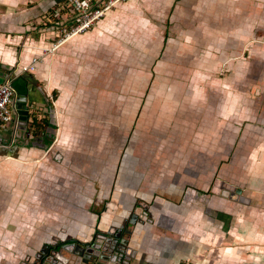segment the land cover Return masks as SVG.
<instances>
[{
  "label": "crops",
  "instance_id": "1",
  "mask_svg": "<svg viewBox=\"0 0 264 264\" xmlns=\"http://www.w3.org/2000/svg\"><path fill=\"white\" fill-rule=\"evenodd\" d=\"M61 1L0 0V82L16 71L12 122L0 130V264H34L44 244L85 242L94 229L112 232L134 202L154 204L149 207L151 222L137 214L123 257L111 255L100 264H264V210L236 208L224 217L225 198L216 201L223 208L215 211L210 204L214 197L203 195L218 194L223 185L224 192H229L226 187L240 192L236 201L227 202L264 199V144L258 145L255 133H241L246 111L237 109L242 98L251 100L247 94L256 86L240 85L238 60L253 46L246 41L250 23L234 18V34L226 39L184 31L180 40L163 42L158 27L166 11L175 8L173 20L178 7L194 8L187 6L193 0H125L92 30L40 57L30 72L19 73L49 46V28L39 21ZM223 1V10L234 14L243 0ZM132 53L142 60L140 75L145 74V59L155 69L175 73L177 67L166 66L167 59H190L197 61L188 74L203 80L187 82L183 89L172 82L167 89L165 84L154 86L148 99L144 83H137L136 93L144 99H136V146L119 152L106 135L97 142V120L101 113L99 125L111 128L106 115L109 111L112 118L114 102L120 103L122 114L128 107L134 85L121 80L115 86L120 96H114L112 75L117 71L128 77ZM222 65L227 83L206 82ZM174 134L184 140L172 148L167 141ZM238 137L245 145L237 144L242 153L236 161ZM186 138L196 143L190 145ZM194 154L199 157L193 159ZM38 155L55 162L29 161ZM98 155L104 160L110 155V161L97 168ZM200 161L204 168L198 167ZM35 170L58 193L53 206L44 207L33 194L41 186ZM196 202H203V209ZM98 205L104 207L100 213Z\"/></svg>",
  "mask_w": 264,
  "mask_h": 264
},
{
  "label": "rangeland",
  "instance_id": "2",
  "mask_svg": "<svg viewBox=\"0 0 264 264\" xmlns=\"http://www.w3.org/2000/svg\"><path fill=\"white\" fill-rule=\"evenodd\" d=\"M125 0L117 3L121 4ZM179 1V0H176ZM191 1V0H190ZM189 3V0L187 1ZM221 2H224L223 0H193V2H190L187 6H194V8H181L178 7L176 9V15L173 16L174 10H171L172 7L166 11L165 16L162 18H165L164 21H161L159 24L160 26L158 27L159 32H160V38L165 41V39L173 38V39H179L180 40V35L184 31H189L192 32L193 37L200 36L204 37L212 34L211 36L213 37H219V38H228L233 36L234 34L232 31L235 30V26L232 25L234 18H237V21L240 19L241 21L245 20V24L250 23V30H251V35L246 39L247 42H249L251 45L253 44V48H256V51L253 52L251 47L249 48V51L246 49L245 56L241 54V58H239L238 64L240 65V69H242V79H241V86H255V89L252 91L251 95L250 93L247 94V97L251 98L248 99L247 101L242 98L240 100V105L237 107V109L242 112L243 110L246 111V115H244V118L241 120L240 124V131L243 133L245 130L247 133H255L256 135L259 136L260 138V144L258 145H263L264 144V0H243L241 1L240 5L241 7H237L238 12H235L234 14L232 12H227L226 10H223L222 6L220 5ZM116 5V6H117ZM174 5V4H173ZM115 6V8H116ZM114 8V9H115ZM171 12L170 19L168 20L167 16H169V13ZM146 17H149V14H151L150 11L144 12ZM167 14V15H166ZM175 17V18H174ZM247 22V23H246ZM199 23L203 24V27H197ZM230 25V26H229ZM233 27V30L230 28ZM244 29L240 27V30ZM164 47V45H161ZM131 54V53H130ZM133 55V53H132ZM130 55L129 58V75L128 77L125 74H122L120 72H115L112 75L113 78V83H114V90L113 94L114 96H120L119 90L115 89V86L122 81H125V79L128 80V83L132 84L133 88L132 90H129L128 94V107L124 108L123 107V114H122V107L120 106V103L113 105L112 108V118L109 117V111L108 114L106 115V120L110 121L111 123V128H109V125L107 124V128L101 127L99 125L101 121V113H99V118L97 120V125L99 126L98 131H97V142H99V137L106 135L107 136V142L109 140L111 141L110 145L112 148H117L120 150L121 149H127L130 147H135L136 146V141L137 137L135 136V133L137 131V112H138V103L136 106V99L143 100L144 98H149L151 94L152 87H160L161 84L166 85V89L168 86L169 82H172L174 86L176 85L177 87H180L183 89V86L187 84V82L195 81L196 82H202V78L199 77V75H193L188 74L189 71L191 70V66L197 61V60H190V59H167L166 63L168 66L169 64L176 68L177 73H175V69L172 71L165 70L162 71V69H155L154 64L152 63V60H143L145 65V74L140 75V67L142 60L138 59L136 56ZM164 58V57H163ZM163 58H157L156 62H164L162 60ZM155 61V60H154ZM155 63V62H154ZM163 64V63H162ZM165 66V65H164ZM222 68V69H221ZM244 68L246 69V72L244 73ZM121 70V69H119ZM187 72V73H185ZM227 68L224 67L223 65L220 67L219 71H215L213 75H210L211 79L207 78L205 79L206 82L212 81V79H218L219 81H225L227 83L228 79V73H227ZM194 78V80H193ZM196 78H199L198 80H195ZM224 82V83H225ZM137 83L141 84L144 83V98L142 97L141 94L137 95L136 93V85ZM245 87V88H246ZM184 96V92H182V97ZM119 98V97H118ZM143 98V99H142ZM154 103L159 104V100L153 101ZM126 104V103H125ZM124 104V105H125ZM127 111V114L126 112ZM111 131V132H110ZM103 132V133H101ZM240 136H242L239 133ZM175 134L172 136L173 139L168 140L167 142L171 145L172 148H175L176 146L182 144V140L180 137L175 139ZM112 137V140H111ZM171 137V138H172ZM186 142H189L191 145V142L196 143V140L186 138ZM227 141V140H226ZM235 147L233 146V157L236 158V161H238V158L240 157L242 150L239 149L237 144H240L243 146V143L245 145V140H241L239 137L237 140H235ZM92 143V140L89 141ZM165 144V143H164ZM100 145V144H98ZM104 145V143L102 144ZM189 145V146H190ZM193 145V143H192ZM105 146V145H104ZM188 147V146H187ZM241 150V153H240ZM228 147H225V153L227 155L228 152ZM103 155V154H102ZM102 155H98V160H97V168H99V165L101 163H104L106 161H110L111 156L107 155L106 159L104 160ZM102 157V158H101ZM198 158L196 154H194L193 159ZM204 157V156H203ZM207 157V156H206ZM29 161H40L42 162L41 159H44L43 162L47 161L48 162H55V160L50 156V157H45L44 155H38L37 157H28ZM202 158V157H201ZM200 158V159H201ZM32 159V160H30ZM130 161V159H129ZM112 162H113V154H112ZM205 164L201 163L198 167L204 168ZM38 168V167H37ZM36 169V168H35ZM36 171V170H35ZM35 171L33 174L35 175ZM99 172V171H98ZM194 173V172H193ZM36 174L38 175L37 179H40V170L36 171ZM103 180V178H102ZM38 184L41 185L40 187L35 186L33 188V194H37L36 196L38 199L43 201L44 207L45 206H50L55 204V199L57 198L58 193H56L55 188H52L51 183H49L46 179H43L42 181L39 180ZM97 190L99 189L100 185L97 184ZM222 190L225 188L223 185L221 186ZM66 191L69 192L68 188H65ZM229 189V192H233L232 187H226V190ZM81 193H82V199H83V194H84V188H81ZM41 195V196H40ZM43 195V196H42ZM66 195V192H65ZM204 196H207V198L211 199L214 197L212 202H210L211 206H214V210L221 211L223 206H219L217 200H221L222 198L219 197L217 194L213 195L211 192L207 191L206 193L203 194ZM35 196V197H36ZM47 196H50V201H47ZM99 196V193H96V197ZM43 198V199H42ZM217 201V202H216ZM228 199L225 198V216H229L228 212H232L234 209H250V210H264V199H253L252 202L249 201H242L240 203H234V202H227ZM68 202H66L67 204ZM82 204V202H81ZM197 205L205 206L203 202H196ZM69 205H66V211H68ZM194 207V203L192 204ZM198 206V207H199ZM237 208V209H236ZM102 209V205H98L97 211L100 213ZM231 210V211H230ZM229 220V219H228ZM229 222V221H228ZM227 222V223H228ZM232 225V223H231ZM131 229V228H130Z\"/></svg>",
  "mask_w": 264,
  "mask_h": 264
},
{
  "label": "built area",
  "instance_id": "3",
  "mask_svg": "<svg viewBox=\"0 0 264 264\" xmlns=\"http://www.w3.org/2000/svg\"><path fill=\"white\" fill-rule=\"evenodd\" d=\"M123 0H62L51 8L39 21L43 28H49V46L43 48L40 55L31 58L29 63L21 66L19 73L30 72L40 57L50 56L59 46L74 36L92 30L105 15ZM16 71L13 69L12 73ZM9 81L0 83V130L12 122L14 91Z\"/></svg>",
  "mask_w": 264,
  "mask_h": 264
},
{
  "label": "water",
  "instance_id": "4",
  "mask_svg": "<svg viewBox=\"0 0 264 264\" xmlns=\"http://www.w3.org/2000/svg\"><path fill=\"white\" fill-rule=\"evenodd\" d=\"M12 78L13 73L10 70V74L4 75L3 81L8 80L9 86L14 91ZM239 193L238 190L233 192H224L223 190L220 192V195L230 201H236ZM131 218L134 219V215H131ZM128 222L132 228L136 224V222ZM128 231L127 235H130L132 230ZM124 234H126V231ZM121 237V229L113 230L112 232L106 231L105 233H100L94 229L90 240L85 242H79L73 239L67 240L66 242H59L55 245L44 244L43 248L38 250L34 264H100L107 257H111V255H121L123 257L122 251L127 246V240ZM124 257L126 258V256Z\"/></svg>",
  "mask_w": 264,
  "mask_h": 264
},
{
  "label": "flooded vegetation",
  "instance_id": "5",
  "mask_svg": "<svg viewBox=\"0 0 264 264\" xmlns=\"http://www.w3.org/2000/svg\"><path fill=\"white\" fill-rule=\"evenodd\" d=\"M220 190L222 189H219V193L217 194L219 197L221 198H224L220 195ZM150 205H153L154 204L150 203L149 205H141V204H138L137 202H134V203H131L130 205V211H129V214L126 215V217H124L123 219V222H121V224H119L115 229L113 230H117V229H121V234H122V237L121 238H125L127 241L126 243L129 242V238L128 236L130 237V235L128 234L127 235V231L132 228L128 223V221H132V222H136V215L141 213L142 212V216L145 215V220L147 221V223H149L150 221V217L152 216V213L149 209ZM104 209V207L102 206V209L101 211ZM99 213V212H98ZM127 212H123V214H125ZM131 215H134V219L131 218ZM137 224V223H136ZM111 231V230H110ZM126 231V234H124V232ZM129 232V231H128Z\"/></svg>",
  "mask_w": 264,
  "mask_h": 264
}]
</instances>
